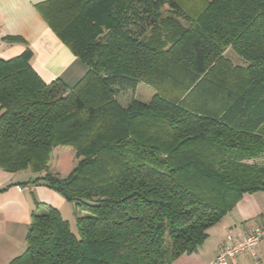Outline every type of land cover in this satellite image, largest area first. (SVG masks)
I'll return each mask as SVG.
<instances>
[{"label": "trees", "instance_id": "16d2710c", "mask_svg": "<svg viewBox=\"0 0 264 264\" xmlns=\"http://www.w3.org/2000/svg\"><path fill=\"white\" fill-rule=\"evenodd\" d=\"M85 65L47 84L0 58V167L74 207L32 216L11 264H173L264 192V0H49ZM232 51L240 65L232 62ZM146 84L148 102L120 96Z\"/></svg>", "mask_w": 264, "mask_h": 264}, {"label": "crops", "instance_id": "0c3cea01", "mask_svg": "<svg viewBox=\"0 0 264 264\" xmlns=\"http://www.w3.org/2000/svg\"><path fill=\"white\" fill-rule=\"evenodd\" d=\"M49 0H0V58L11 60L27 48L33 53L32 67L50 84L61 79L74 86L86 73L85 65L54 34L40 6ZM67 78V79H66ZM36 176L30 172L7 173L0 167V264H11L27 252L32 216L48 207L74 214L72 204L42 185H25ZM73 210V213L72 211ZM70 222V221H69ZM71 223V222H70ZM264 227V192L246 194L234 210L215 227L197 252L180 257L173 264H215L221 249L229 245V234L237 238ZM264 264V238L256 249ZM229 264H256L252 255L242 252Z\"/></svg>", "mask_w": 264, "mask_h": 264}, {"label": "built area", "instance_id": "2783aa9c", "mask_svg": "<svg viewBox=\"0 0 264 264\" xmlns=\"http://www.w3.org/2000/svg\"><path fill=\"white\" fill-rule=\"evenodd\" d=\"M264 238V227L257 230L253 234L245 235L241 238H237L232 234H229L226 241L230 243L221 249L219 252L215 264H229L230 262H235L238 256L242 252H249L256 264H259L256 249L259 246L261 240Z\"/></svg>", "mask_w": 264, "mask_h": 264}, {"label": "rangeland", "instance_id": "374dc122", "mask_svg": "<svg viewBox=\"0 0 264 264\" xmlns=\"http://www.w3.org/2000/svg\"><path fill=\"white\" fill-rule=\"evenodd\" d=\"M227 56H228V58H230V59L232 60V62H234L235 64H237V65L242 64V63H240V60H241V59H240L237 55H235L232 51H229V52L227 53ZM85 68H86V67H85ZM66 79H67V78H66ZM67 81H68V82H71V81H69V80H67ZM67 81H66V82H67ZM68 82H67V83H68ZM154 95H155V90H154L152 87H150V86H148V85H146V84H141V85H139L138 88L136 89V92H135L134 96L132 95V93L121 95V96H120V102H121L123 105H125V104H127V103L129 102V100H130L132 97H135L137 100H140V101H142V102H148V101L151 100V98H152ZM70 211H72V213H73V210H70ZM63 217H64L66 220L70 221L71 224L73 225V227L76 228V227H75V221H76L75 213H74V214H71V212H70V213H66V212L64 213V212H63Z\"/></svg>", "mask_w": 264, "mask_h": 264}]
</instances>
